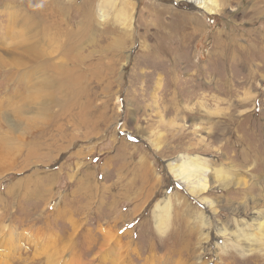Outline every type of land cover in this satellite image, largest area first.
<instances>
[{
    "label": "rangeland",
    "instance_id": "obj_1",
    "mask_svg": "<svg viewBox=\"0 0 264 264\" xmlns=\"http://www.w3.org/2000/svg\"><path fill=\"white\" fill-rule=\"evenodd\" d=\"M212 1L208 14L184 0H0L13 252L31 234L47 264H264V0ZM69 41L80 82L53 84L44 107L26 100L44 92L42 60L49 76L69 68ZM181 156L203 158L198 195L169 169Z\"/></svg>",
    "mask_w": 264,
    "mask_h": 264
},
{
    "label": "bare ground",
    "instance_id": "obj_2",
    "mask_svg": "<svg viewBox=\"0 0 264 264\" xmlns=\"http://www.w3.org/2000/svg\"><path fill=\"white\" fill-rule=\"evenodd\" d=\"M184 1L195 4L196 7L202 9L203 11H205L208 14H212L214 12L213 10L217 8V4L212 0H184ZM101 15H102V12L100 13V16ZM71 42L72 41H69L67 46L63 45V48H66V50H67L66 52L68 53L67 57L69 58V63H70L69 68L68 67L66 68L63 65H59V67H58V65H55V67L51 66L52 67L51 69L53 70V75L49 76L46 72H47V69L49 71L50 68L48 67V65L50 66V64H47L48 63L47 61L44 62L42 60L39 65H36L34 71H35V73L38 71L41 72V75L39 78H37L36 83L42 84V89H44V92L41 94H35V95H31L28 93V95H25L26 100L29 101V100L35 99L37 104L42 105L44 107V106H46L47 103H50V101L53 98V94H51L53 84L57 83V85H60V82H62V85H60V86H64V85H77L80 82L78 79L79 74H76V72H75V71H77V68L73 67L76 65V63H78V61L80 62V60H79V58H77V55H75L74 57L69 56L70 55L69 51L74 50L72 46L74 45V43L77 42V40H74L73 45L72 44L69 45V43H71ZM152 56H153V54H152ZM18 57L19 56L15 55L14 53L12 54L11 59H10L11 61L10 60L9 61H10V63H13V66H15V65L17 66L18 61L19 62L21 61V60H18ZM33 57H37V55L33 56ZM33 57L31 56L30 61H32ZM155 57L158 60V62H156V65H160L159 58L157 56H155ZM35 60H36V58L33 59V61H35ZM147 60L149 61V55L148 54H147ZM150 60H151V58H150ZM150 63H151V61H150ZM153 64L155 65V61ZM66 90H67V88H66ZM68 92L70 94H72L73 97H75V95L73 94V90H71V91L68 90ZM54 96H55V93H54ZM59 101H61V100H59ZM167 106H168V109H171L172 111H178V105L174 100H168ZM39 109L40 110L34 111L33 113L36 115H45L43 113H44V110H46V109L42 108V107H40ZM179 160H180V164H178L174 168L171 167V165H173V163H171V162L168 163L169 169H171V172H173L174 177L180 181L179 184L181 183V185H182V183H183L184 185H188L187 187H188L189 191L198 195L201 192L202 187L200 186V182H198L196 180L200 176L201 177L204 176L203 172L205 171V165L202 162L203 158L200 156L199 157L198 156H195V157L181 156L179 158ZM186 163H192V166H188ZM184 165H186L185 168L186 167H193L194 169H189L188 171H186L184 169ZM81 181H83V180H81ZM13 234L11 233V230L10 231H4V230L0 229V243L1 242L5 243V244L9 243L10 240L14 239ZM6 236H7V238H6ZM29 237L32 238V235L30 234L27 237L26 236L23 237L22 242H23L24 246L29 248L30 251L25 250V251H23V253L16 251V253H18L16 255V253L13 252L14 247H12L11 242L9 244L10 245L9 248H7L8 246L5 248L0 247V249H2V252H4V253L0 252L1 255H4L6 258L7 257L10 258V260H9L8 258L4 259V256L0 257L1 259L3 258L4 260H9L8 261L9 263H6L5 261L0 260V264H30L29 257H33L35 260V256H37V254H39L43 257V259L40 260L43 262V264H47L48 261L50 262L49 258L51 256L49 257V254L47 253L46 249L43 250V252L41 250L42 253L41 252L38 253L36 251L33 253L31 251V249L34 246V245L32 246L31 244H33V242H35V241L33 240V242H32ZM15 239H16V237H15ZM20 242H21V239H20ZM40 243H41V241H40ZM19 244H21V243H19ZM17 247H19V246H17ZM40 248H42V247H40ZM10 249H11V251H9ZM30 252H32L31 255H30Z\"/></svg>",
    "mask_w": 264,
    "mask_h": 264
}]
</instances>
